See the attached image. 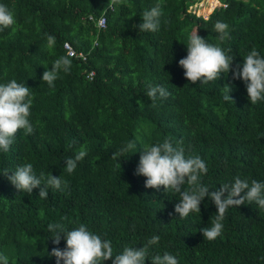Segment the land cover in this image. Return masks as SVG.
<instances>
[{
    "label": "trees",
    "instance_id": "obj_1",
    "mask_svg": "<svg viewBox=\"0 0 264 264\" xmlns=\"http://www.w3.org/2000/svg\"><path fill=\"white\" fill-rule=\"evenodd\" d=\"M190 2L0 0L15 19L0 32V85L15 79L29 88L33 126L32 134L17 132L8 152L0 150V254L9 264H56L51 251L65 249L66 241L52 242L48 225L54 223L66 231L85 225L111 242L114 256L159 236L145 264L165 252L178 264H264V209L255 202L229 208L221 235L208 241L201 229L217 213L208 197L200 212L180 219L179 193L146 188V178L134 174L141 152L168 139L186 158L205 162L200 183L210 191L236 177L264 183V100L251 105L245 83L231 70L202 85L191 84L179 66L196 32L234 58L231 69L253 48L264 57V0H224L227 7L207 19L188 13ZM156 4L163 12L159 30L140 31L142 13ZM101 17L104 29L97 28ZM217 21L228 25L223 41ZM49 35L55 37L51 47ZM66 42L86 60L69 57ZM61 56L71 69L61 70L50 88L43 73ZM150 85L170 95L152 106ZM229 94L232 101H225ZM129 142L133 149L111 158ZM82 147L86 156L68 174L65 160ZM28 163L37 177H61L62 190L49 188L45 199L39 188L17 191L4 174Z\"/></svg>",
    "mask_w": 264,
    "mask_h": 264
},
{
    "label": "clouds",
    "instance_id": "obj_2",
    "mask_svg": "<svg viewBox=\"0 0 264 264\" xmlns=\"http://www.w3.org/2000/svg\"><path fill=\"white\" fill-rule=\"evenodd\" d=\"M120 0H112L118 4ZM217 10V9H216ZM163 15L160 4H156L148 11L142 13V23L137 27L140 31L155 32L159 30L161 17ZM14 16L8 7L0 4V32L13 26ZM228 25L217 21L214 30L219 33V39L223 41L228 36ZM48 46L55 43V37H47ZM187 56L179 60V66L184 69L185 78L191 84H208L217 81L221 74L233 72L234 80H242L246 85L248 98L251 105L264 100V57H261L255 48L243 59V64H237L231 69L234 58L226 54L219 46L210 44L201 38L197 32L189 37L187 44ZM71 69V60L67 56H61L54 61L51 70L43 73L42 81L51 88L59 78V73H65ZM229 91L231 89L226 86ZM170 93L161 86H149L146 96L151 100L152 106L157 99L167 98ZM225 101L231 100L230 94L224 96ZM232 101V100H231ZM32 99L29 88L25 84H19L15 79L7 84L0 85V150L8 152L10 145L14 142L17 132L21 129L25 135L33 133V126L29 120ZM71 147V145H70ZM135 144L129 142L120 150L114 152L112 159L124 156ZM183 147H174L165 139L162 143L146 147L140 154L139 164L135 175L146 178L145 187L159 191L161 187L168 191L180 194L179 203L175 205V213L183 219L192 212H200V204L208 197L216 209L215 218L211 226L201 229L204 239L214 241L223 230L225 213L231 207H239L246 202H255L260 209H264V183L251 181L236 177L234 183L224 184L217 190L210 191L208 187L200 183L202 174L207 172L205 162L199 157H185ZM86 150L82 147L74 158L65 160V171L72 174L78 162L86 156ZM4 176L19 192L32 194L34 189L39 188V197L47 198L48 189L62 190L64 181L61 177L52 175L45 178L44 173L36 176L31 163L17 167L10 175ZM43 184V186H42ZM187 184L188 188L183 186ZM243 194V195H242ZM48 230L54 233L52 242L59 245L61 237L66 241V248L61 250L56 247L51 251V256L56 258V264H104L112 260V264H145L151 246L160 240L159 236H153L147 243L140 247H125L123 252L114 256L113 246L109 240H102L100 236L90 232L85 225L66 231L62 223L48 225ZM114 258V259H113ZM152 264H178L175 256L165 252L162 256L155 255L151 259ZM0 264H9L8 257L0 254Z\"/></svg>",
    "mask_w": 264,
    "mask_h": 264
},
{
    "label": "built area",
    "instance_id": "obj_3",
    "mask_svg": "<svg viewBox=\"0 0 264 264\" xmlns=\"http://www.w3.org/2000/svg\"><path fill=\"white\" fill-rule=\"evenodd\" d=\"M226 7L227 4L224 0H192L187 11L196 17L207 19L216 9H223ZM105 23L106 21L104 17L99 18L97 21V28L104 29ZM63 48L69 57L81 59L82 61L86 60L85 54L75 51L68 42L64 43ZM92 76L93 73H90L89 78H92Z\"/></svg>",
    "mask_w": 264,
    "mask_h": 264
}]
</instances>
